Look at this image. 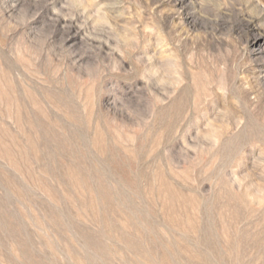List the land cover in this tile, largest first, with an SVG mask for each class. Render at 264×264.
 Returning a JSON list of instances; mask_svg holds the SVG:
<instances>
[{
    "label": "rangeland",
    "instance_id": "374dc122",
    "mask_svg": "<svg viewBox=\"0 0 264 264\" xmlns=\"http://www.w3.org/2000/svg\"><path fill=\"white\" fill-rule=\"evenodd\" d=\"M0 264H264V0H0Z\"/></svg>",
    "mask_w": 264,
    "mask_h": 264
}]
</instances>
